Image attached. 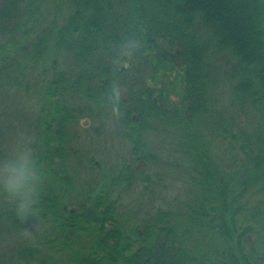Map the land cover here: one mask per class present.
<instances>
[{
	"label": "trees",
	"instance_id": "16d2710c",
	"mask_svg": "<svg viewBox=\"0 0 264 264\" xmlns=\"http://www.w3.org/2000/svg\"><path fill=\"white\" fill-rule=\"evenodd\" d=\"M42 1L0 0V159L10 156L3 103L12 88L40 96L35 127L44 132L34 153L44 183L33 213L21 220L16 203L0 192V243H7L0 261L264 264V125L227 119L213 92L221 76L215 63L226 55L235 100L247 114H264V0H51L49 27ZM172 83L180 86L178 101ZM110 114L133 143V159L107 176L124 190L140 181L145 194L167 186L136 164L158 158L145 139L148 129L185 132L189 188L182 210L161 207L127 224L111 190H85L71 208L67 195L80 181L62 163L69 165L70 153L80 156L72 145L78 119L107 122ZM209 117L212 134L200 129ZM213 136L234 151L227 169L209 155ZM88 164L97 165L93 157Z\"/></svg>",
	"mask_w": 264,
	"mask_h": 264
},
{
	"label": "rangeland",
	"instance_id": "374dc122",
	"mask_svg": "<svg viewBox=\"0 0 264 264\" xmlns=\"http://www.w3.org/2000/svg\"><path fill=\"white\" fill-rule=\"evenodd\" d=\"M50 2L52 4L51 0H43L40 3L42 14H45L47 21L43 23L46 24V27L50 26L55 13L51 9ZM57 18L56 15V20ZM61 18H63V15H60L59 19ZM0 40H2L1 36ZM226 61L231 62V59L225 55L224 59L217 60V63H215L220 64L219 67H221L220 80L216 81L213 90L218 112L222 113L227 119L228 115L230 117L234 116L242 124L246 122L247 126L250 125V127L256 128L260 123L264 125V114L261 111L251 109L247 114L245 108L240 107L239 101L235 100L231 84H235V82L229 79L232 65ZM19 64L21 65V61ZM228 79L233 82L230 83ZM38 87L41 95L45 90V82L40 83ZM14 88L8 92L11 95L7 98V103H3L5 107V126L7 124L3 133L4 149L6 155H12L16 150L18 141L23 137L25 140L30 141L29 146L35 153L38 149L36 140L39 133L42 132V136L39 135L41 140L44 137V132L35 127V115L37 114L35 111L41 104L40 96L37 94L30 96L23 90H15ZM171 88L172 91H169V93L172 99L178 101V92L181 91L179 84L172 83ZM115 117L110 114L107 122L105 121L106 123L104 120H95L93 117L78 119V131L75 136L77 138L72 142V145L77 147L80 156L77 158L70 153L68 156L69 165L66 162L62 163L67 165L65 168L73 173L76 178L79 177L78 182L80 181V184H78L80 189H76L75 193L67 195L71 208L83 198L86 191L111 190L113 198L119 195V210L126 213L125 220L127 224H130L133 218L142 222L145 218L153 216L156 210L161 207L171 208L172 211L182 210L185 206V200L188 198L189 188L186 182L189 175L186 169L189 151L185 139L181 141V135L185 132L180 127L163 126L161 124H157L153 129H148L144 133L145 139L150 145L151 154H158V158H155L153 163L150 164L143 160L136 162V164L144 167L145 172L149 170L150 173H159L167 186L153 189L151 194H145V186L140 181L139 183L136 182L131 189L124 190L123 187L112 186L110 177L107 178L111 174V168L115 166L116 173H119L122 167L134 157L133 143L128 137L124 136L126 129L115 120ZM213 122L214 119L211 117L205 122L201 121L200 129H202V132L204 130L206 133L211 132L212 134L216 127ZM206 125L211 126V128L205 129ZM209 142V155L211 154L213 158L218 156L219 159H222L223 166L226 169L229 168L232 165L234 155L230 142L214 136ZM41 151L44 152V146H41ZM90 157H93L96 161V167L89 166L88 159ZM79 159L83 160V163L79 164ZM6 245V242L0 243V249ZM0 264H10V261H7V263L0 261Z\"/></svg>",
	"mask_w": 264,
	"mask_h": 264
},
{
	"label": "clouds",
	"instance_id": "9594fccd",
	"mask_svg": "<svg viewBox=\"0 0 264 264\" xmlns=\"http://www.w3.org/2000/svg\"><path fill=\"white\" fill-rule=\"evenodd\" d=\"M114 111L118 114V108ZM29 144L30 141L22 137L13 154L0 159V192L16 203L21 220L33 213L44 183L41 166Z\"/></svg>",
	"mask_w": 264,
	"mask_h": 264
}]
</instances>
